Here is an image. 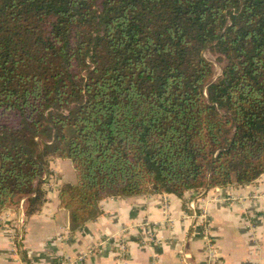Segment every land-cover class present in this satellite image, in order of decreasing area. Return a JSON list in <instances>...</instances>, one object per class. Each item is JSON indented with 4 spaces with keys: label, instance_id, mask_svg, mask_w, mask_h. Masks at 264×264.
<instances>
[{
    "label": "trees",
    "instance_id": "trees-1",
    "mask_svg": "<svg viewBox=\"0 0 264 264\" xmlns=\"http://www.w3.org/2000/svg\"><path fill=\"white\" fill-rule=\"evenodd\" d=\"M55 159L80 228L107 197L258 181L264 0H0V213H40Z\"/></svg>",
    "mask_w": 264,
    "mask_h": 264
},
{
    "label": "crops",
    "instance_id": "crops-1",
    "mask_svg": "<svg viewBox=\"0 0 264 264\" xmlns=\"http://www.w3.org/2000/svg\"><path fill=\"white\" fill-rule=\"evenodd\" d=\"M51 169L44 208L26 216L21 232L19 207L0 213V264H207L210 243L218 250L217 264H264V175L249 185L189 194L185 201L151 193L107 197L80 228L59 200L63 185L77 183L72 163L55 159ZM5 217L15 236L3 227Z\"/></svg>",
    "mask_w": 264,
    "mask_h": 264
},
{
    "label": "rangeland",
    "instance_id": "rangeland-1",
    "mask_svg": "<svg viewBox=\"0 0 264 264\" xmlns=\"http://www.w3.org/2000/svg\"><path fill=\"white\" fill-rule=\"evenodd\" d=\"M205 58L207 60L211 61L212 64H213V67H214V78L212 79V81H215L221 75L222 70H223L224 63L219 60V58H218L217 55L212 54L209 51L205 52ZM56 174H57V172H56ZM53 184L54 185H50V187H52V189L54 190L56 186H55V183L54 182H53ZM47 195L48 194H46V196ZM19 209L20 210H19V213H18V215H19V217H18L19 219L18 220H20V221H22L23 219L25 220V218H26V202H25V200H24V204H23V200L20 201V203H19ZM5 218H9V217H5ZM1 223H2L3 227H5V228H10V226H11V222H9L8 224H3L4 222H1ZM70 263L71 264H75L74 262H70Z\"/></svg>",
    "mask_w": 264,
    "mask_h": 264
},
{
    "label": "built area",
    "instance_id": "built-area-1",
    "mask_svg": "<svg viewBox=\"0 0 264 264\" xmlns=\"http://www.w3.org/2000/svg\"><path fill=\"white\" fill-rule=\"evenodd\" d=\"M23 204H24V200H23ZM1 222H4L3 224H8L9 223L8 218H3V220H1ZM18 223L19 224L17 225V227L19 226V229H20V232H21V228L24 226L25 220L24 219L22 221L19 220ZM6 229H9L10 232L12 233V235L15 236L16 232L13 231V227L10 226V228H6ZM208 241L210 242L209 239H208ZM207 258H208L207 264H217L218 263V260H219L218 250H217V248L215 246L212 245V243H210V245L208 246V256H207ZM63 264H71V263L70 262H64Z\"/></svg>",
    "mask_w": 264,
    "mask_h": 264
}]
</instances>
